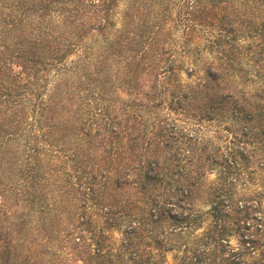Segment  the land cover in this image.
Listing matches in <instances>:
<instances>
[{"label": "trees", "instance_id": "1", "mask_svg": "<svg viewBox=\"0 0 264 264\" xmlns=\"http://www.w3.org/2000/svg\"><path fill=\"white\" fill-rule=\"evenodd\" d=\"M256 38L264 0H0V264H152L199 225V190L209 222L175 264H264V211L228 180L251 162L264 176V86L234 78ZM225 118L251 150L184 126Z\"/></svg>", "mask_w": 264, "mask_h": 264}, {"label": "rangeland", "instance_id": "2", "mask_svg": "<svg viewBox=\"0 0 264 264\" xmlns=\"http://www.w3.org/2000/svg\"><path fill=\"white\" fill-rule=\"evenodd\" d=\"M125 2L121 1L116 11L118 12L117 15L114 16V20L116 23V26L119 27L122 23V13L124 10ZM264 43V40L259 39H246L245 41L239 42L240 45L244 46V50L242 53V57L239 59V66H240V74L242 77H234L236 79L238 87L244 86L247 93H253L256 88H262L264 86V52L259 56V52L261 51L262 44ZM250 45V49H246V45ZM254 58L256 62H253L250 60V58ZM259 57L261 58L260 60ZM213 56L211 57L208 54L201 55V58L198 59L197 65H195L196 71L193 74L190 79H195L197 76L202 75V68H204L206 62L213 61ZM187 64V63H185ZM188 68L190 65H185ZM246 70V72H245ZM255 73L262 74V77H256ZM182 78L184 80H189L185 73H181ZM245 76L249 77L248 81L246 83H241V79H244ZM188 129H193L195 133H197L199 136H202L203 138H207L213 142V144H218L222 146L223 148L232 147L237 148L239 150H242L240 141L245 140V148L247 150H251L254 145L248 143L249 139H251L250 136L242 137L240 135V127L241 125L239 123L231 121L229 118H225L222 120H212L210 122L201 121L199 123L192 122L190 125H184ZM224 151V150H223ZM244 152V150H242ZM254 159V157H253ZM246 171H248V174H241L237 179H234V174H230L228 180H235L234 186L232 191L235 192L233 194V199L238 200L240 194H244L243 196H251V200L259 201L260 208L262 211H264V195L261 197V193H264V176H262V173L258 171V168H256V163L251 162L250 165L247 167ZM219 172L218 166H214L211 169H207L205 171V180L206 182H213V185L216 183L217 180V174ZM207 191H197V193L194 195V198L192 199V207L193 212H197V216L201 214L200 223L197 226H189L187 229L182 230L180 236L176 237L173 234L168 235V239L166 240V243L168 245L169 250H155L152 249V258H150V262L152 264H175L179 260V257L183 256L182 249L184 246H187L189 249L197 248L198 243H200L199 239L203 235L204 231L207 228V224L209 222V217L207 215V211L209 208V204L205 202V198ZM203 213V214H202ZM164 226L166 224L164 223ZM111 234V242L113 246L118 245L119 241L124 237L123 228L118 227L110 232ZM228 242H229V248L239 249L240 244L238 242L239 236L238 232L235 230L229 231V233L226 236ZM207 247V254L208 249L210 252V249L212 247ZM167 248V247H165ZM227 250V249H226ZM162 251V252H161ZM212 256V255H211ZM245 257V255H244ZM212 261V258H210L209 254L202 256L196 260H193L190 262H195V264H209V262Z\"/></svg>", "mask_w": 264, "mask_h": 264}]
</instances>
